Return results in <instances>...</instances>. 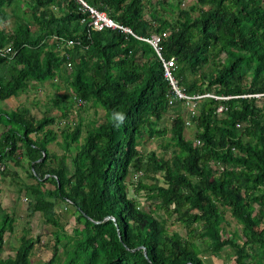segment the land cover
Here are the masks:
<instances>
[{"label": "trees", "instance_id": "1", "mask_svg": "<svg viewBox=\"0 0 264 264\" xmlns=\"http://www.w3.org/2000/svg\"><path fill=\"white\" fill-rule=\"evenodd\" d=\"M83 1L135 35L162 34L177 84L203 96L168 102L151 45L90 28L77 0H0V48L10 46L0 56V163L16 167L0 176L26 174L15 191L27 215L53 226L46 260H29L39 238L27 221L0 264H54L62 238L73 241L68 264H206L201 255L220 252L223 264H264V0H158L149 10L144 0ZM46 81L63 89L58 114L18 106L19 94ZM73 103L101 107L103 120L87 124ZM143 136L159 137L162 153L141 150ZM59 207L82 224L73 236L58 224ZM227 212L240 224L232 232L220 225ZM12 222L0 204V249Z\"/></svg>", "mask_w": 264, "mask_h": 264}, {"label": "rangeland", "instance_id": "2", "mask_svg": "<svg viewBox=\"0 0 264 264\" xmlns=\"http://www.w3.org/2000/svg\"><path fill=\"white\" fill-rule=\"evenodd\" d=\"M193 0H180V7H186L190 3H192ZM144 9L149 10L152 8L158 7V0H144ZM8 23L2 24L3 27H6ZM250 68L251 63H246L245 66V75L247 77L250 76ZM62 88L60 87L58 91L57 89H53L48 82H44L42 88H37L35 91H28L25 94H19L18 99V106H24L27 111L32 113L34 116L38 117L42 115V112L45 111L49 114H58L59 108L56 107L53 104V99L55 98V95L62 93ZM11 101V100H10ZM191 104L187 105L188 109H191ZM4 107H8L5 105ZM80 106H77V104L73 103L70 107L71 114H75V112L79 109L80 116L82 117V120L88 124V122H92L91 124L99 125L104 117V111L101 107H88L85 109V111L80 110ZM85 108V107H84ZM49 109V110H48ZM83 109V108H82ZM78 113V114H79ZM74 121H78L77 115L74 116ZM159 122L161 125L168 126V121L166 120L165 116H161ZM190 128H187L185 130L186 135H190ZM166 136L168 133L165 134ZM243 139H246L244 136ZM143 146L138 145V147L143 151H149L154 150L157 154H161V149L157 146L159 142V137H153L148 138L143 136ZM60 140V137H57V141ZM48 147L54 149L56 147L55 142L49 143ZM61 151H59L60 153ZM170 155V150L164 154V156ZM6 163L8 169L12 170L16 167L13 165L12 161H7ZM19 169V168H18ZM27 175L21 173V176H14V180L10 181L9 176L1 177L0 176V204L6 209L7 212L13 213V230L10 231V234L6 236L2 242L1 249H0V257H3L8 254H12L14 248L18 244V236L22 232V226L25 225V223L28 221V226L30 228V234L34 236H38L39 241L34 243V247L32 249V252L29 256V260L31 263H37L39 261L46 260L50 255V248L47 244H44V242L49 241L48 240V234L53 229L52 224L50 223H44L43 218L39 213L33 214L32 216H28L27 212L25 210V200L24 197L18 196V193L16 190V182H19V179L26 178ZM49 186V185H47ZM51 187V186H49ZM18 196V197H17ZM139 200L142 203L141 196L139 197ZM144 205V204H143ZM74 211L71 208H63L59 207L56 208V218L59 225L63 226L64 232L67 235L73 236V229L77 227V229H80L82 227V224L75 223L73 216ZM220 225L224 228L226 232H232L233 230H237L240 226V224L232 218L229 213H224L222 216ZM169 229H176L181 234L183 232L182 228L180 227L179 223H170L167 221ZM49 244V243H48ZM73 245V241L69 240L67 241L66 238H62L61 241L58 244V251L55 256L54 264H68L70 257H71V248ZM201 258L206 262V264H223L222 259V252L215 255H201Z\"/></svg>", "mask_w": 264, "mask_h": 264}, {"label": "built area", "instance_id": "3", "mask_svg": "<svg viewBox=\"0 0 264 264\" xmlns=\"http://www.w3.org/2000/svg\"><path fill=\"white\" fill-rule=\"evenodd\" d=\"M80 5H81V10L86 13L87 17H88V23L87 25L90 28L96 29V30H100L103 28H115L118 29L124 33H129L130 35H132L133 37L140 39L142 41L147 42L148 44L151 45V47L153 48V50L155 51L157 57L160 59L161 61V65L163 68V76L165 77V79L167 80L170 90L169 93L167 95L168 97V102H171L172 100H174L175 98H184L186 100L195 98V97H199V96H203V95H197V96H187L183 89L179 87V85L177 84V80L173 77V75L171 74V70L172 67L174 65V60L173 57H168V58H163L160 55L159 52V40L162 36V34H156V33H151L147 36H138L135 35L130 28H128L127 26H124L118 22H115L114 20H112L110 17H108L106 15V13L104 11L98 10L90 5H88L87 3H85L83 0H77ZM10 46H4L0 48V56H3L6 52L9 51ZM12 55V54H10ZM69 63H67L68 65ZM204 95H210V94H204ZM212 96V95H210ZM242 96H254V97H261L260 93H253V94H243ZM223 96H220V98H222ZM81 101H77V104H80ZM221 109V106H219L217 108V111H219ZM2 168V165L0 164V169Z\"/></svg>", "mask_w": 264, "mask_h": 264}, {"label": "clouds", "instance_id": "4", "mask_svg": "<svg viewBox=\"0 0 264 264\" xmlns=\"http://www.w3.org/2000/svg\"><path fill=\"white\" fill-rule=\"evenodd\" d=\"M260 94H261V93H260ZM118 120H119V123H123L124 116H123L122 114L119 115V116H118ZM116 126L118 127L119 124H117ZM0 164L2 165V168H1V169H3V168L5 167V165H6V164L4 165L3 163H0ZM1 169H0V170H1Z\"/></svg>", "mask_w": 264, "mask_h": 264}, {"label": "water", "instance_id": "5", "mask_svg": "<svg viewBox=\"0 0 264 264\" xmlns=\"http://www.w3.org/2000/svg\"><path fill=\"white\" fill-rule=\"evenodd\" d=\"M42 156H43V154H42ZM108 217V216H107ZM107 217H105V218H107ZM142 252H143V254H145V251H144V249L142 248Z\"/></svg>", "mask_w": 264, "mask_h": 264}, {"label": "crops", "instance_id": "6", "mask_svg": "<svg viewBox=\"0 0 264 264\" xmlns=\"http://www.w3.org/2000/svg\"><path fill=\"white\" fill-rule=\"evenodd\" d=\"M4 108L8 109V107H4Z\"/></svg>", "mask_w": 264, "mask_h": 264}]
</instances>
